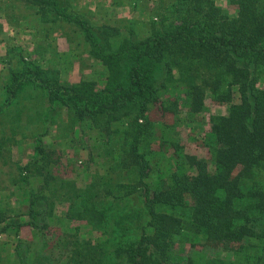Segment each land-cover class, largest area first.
Segmentation results:
<instances>
[{
	"label": "trees",
	"instance_id": "obj_1",
	"mask_svg": "<svg viewBox=\"0 0 264 264\" xmlns=\"http://www.w3.org/2000/svg\"><path fill=\"white\" fill-rule=\"evenodd\" d=\"M25 1L74 25L97 69L61 82L21 59L0 112L25 85L44 89L51 109L66 108L70 128L95 130L98 160L90 146L88 158L104 171L78 188L65 177L74 157L65 160L31 132V155L15 162L11 150L22 133L0 129V190L8 192L0 235L16 238L17 264L32 263L30 243L19 236L24 225L40 245L31 251L34 264H212L198 251L184 256L176 244L185 237L191 247L242 252L247 244L255 249L248 264H264V0H162L164 23L146 37L73 16L69 0ZM169 12L174 21L166 23ZM207 96L228 109L210 116L201 158L184 150L179 127L206 110ZM187 195L193 202L185 212ZM12 196L18 207H10ZM135 200L139 207L128 205ZM63 202L67 210L58 214ZM74 220L99 238H82Z\"/></svg>",
	"mask_w": 264,
	"mask_h": 264
},
{
	"label": "rangeland",
	"instance_id": "obj_2",
	"mask_svg": "<svg viewBox=\"0 0 264 264\" xmlns=\"http://www.w3.org/2000/svg\"><path fill=\"white\" fill-rule=\"evenodd\" d=\"M161 2L162 0H69L66 11L73 16L85 17L94 25L114 26L121 35L128 34L131 28L138 37H146L149 36L153 26L161 23L160 15L164 14ZM221 2L225 6L224 1ZM225 8L234 13V7L225 6ZM172 16L170 12L165 15L167 18L165 21H168L166 23L174 21ZM87 51L88 46L81 33L66 19H54L50 12L40 10L38 6L25 0H0V102L4 97L3 89L8 85L10 73L21 66V59L41 66L48 75L56 76L61 82H77L81 75H90L92 70L97 69L95 60L89 57ZM32 85L31 83L25 85L0 112L1 132L9 134L10 129L15 128L22 133L15 136L16 140L24 143L34 140L31 132L42 134L43 142L62 150L65 160L69 157L75 158V170L65 174V177L73 178L76 186L79 185L78 188L85 187L92 174H101L104 171L101 163H97L96 160L90 161L88 158L87 150L90 146L94 158L98 160V153L96 154L98 149H94L91 144V136L95 135V130L87 129L86 133H83L80 129L70 128L69 122L65 121L66 108L54 106L51 109L44 89ZM259 85L261 86L262 83L260 82ZM205 104V111L194 115L188 122L187 120L182 122L179 127L184 150L201 158L207 157V151L200 142L205 132L209 130L210 116L225 114L228 109L227 104L214 102L209 96L206 97ZM184 112L185 110L182 109L183 120ZM31 151V148L24 147L22 153L24 157L26 154L30 156ZM15 152L17 153L16 149ZM18 156L22 158L20 150L15 155L16 158ZM24 162L26 161H20V163ZM3 178L6 180L5 184H8L6 175ZM261 179H264V173L261 174ZM14 190H17L16 186ZM7 193L0 190V210L5 211L8 207L3 203L7 199ZM8 200H11L10 207L19 206L15 196ZM186 202L185 212L190 209L192 196L187 195ZM128 205L139 207L136 200L128 202ZM67 207L68 204L63 202L57 204L55 210L61 214L67 210ZM25 219L26 217L23 216L21 220ZM71 224L80 225L82 238L91 242H95L100 236L83 221L74 220ZM19 236L27 241L28 245L30 243L26 255L31 264L36 263L38 261L36 254V259L33 260L31 251L39 250L40 245L37 243L33 229L29 225H24L19 230ZM187 238L176 244L177 249L184 256L198 251L212 264H248L252 262V256L255 254V249L247 244L244 250L239 252L226 250L223 244L191 247ZM15 242L16 238L12 233L0 235V264H17Z\"/></svg>",
	"mask_w": 264,
	"mask_h": 264
},
{
	"label": "crops",
	"instance_id": "obj_3",
	"mask_svg": "<svg viewBox=\"0 0 264 264\" xmlns=\"http://www.w3.org/2000/svg\"><path fill=\"white\" fill-rule=\"evenodd\" d=\"M3 30H5L4 28H3ZM29 136H28V141H29ZM33 139L34 140H32L30 143L29 142H27V143H24V142H18V139L16 140V143H15V145H14V147H12V150H11V157H12V160L13 161H15V162H19L20 163V161H26L27 159H28V157H29V154H26V156L24 157V153H22L23 151H24V147H27V148H31L32 149V147H33V145H34V141H35V137L33 136ZM22 143V144H21ZM15 149L17 150V153H18V150H20L21 151V155H22V158L20 157V156H18L17 158L15 157V155L17 154L16 152H15ZM32 152V151H31ZM31 154V153H30ZM67 179H73V178H70V177H68L67 176ZM79 185H77V187H78Z\"/></svg>",
	"mask_w": 264,
	"mask_h": 264
}]
</instances>
